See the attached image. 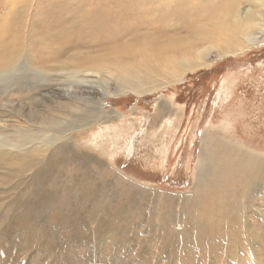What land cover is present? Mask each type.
Segmentation results:
<instances>
[{"label":"rangeland","instance_id":"rangeland-1","mask_svg":"<svg viewBox=\"0 0 264 264\" xmlns=\"http://www.w3.org/2000/svg\"><path fill=\"white\" fill-rule=\"evenodd\" d=\"M9 3L18 16L0 48V264H249L240 246L251 240L264 264L260 187L239 202L258 236L228 212L211 223L218 214L192 198L205 138L264 160V30L245 24L264 20L263 2L0 0V19ZM241 36L259 43L234 48ZM50 116L56 127L43 130Z\"/></svg>","mask_w":264,"mask_h":264},{"label":"bare ground","instance_id":"bare-ground-1","mask_svg":"<svg viewBox=\"0 0 264 264\" xmlns=\"http://www.w3.org/2000/svg\"><path fill=\"white\" fill-rule=\"evenodd\" d=\"M11 1H13V0H11ZM258 1L263 2V3H261L260 6L264 9V0H258ZM18 3H19V0H18ZM71 3H73V2H71ZM76 3H74V4H76ZM11 6H12L11 3L6 5L7 11H5L3 14L1 13L2 16L0 19V48H2V49L5 48V45H6V42L3 38V35L5 33L4 29H6V28L11 29L10 27L12 25V21L9 19H11V18L17 19V16H18V13L14 12V10L16 9L15 7H17V6H15V7H11ZM58 6L60 7L61 13L66 15L67 11L69 9L68 10L64 9V6H65L64 3L58 4ZM67 6H65V7H67ZM70 7H71V5H70ZM75 11H76V9H75ZM20 12H21V10H20ZM73 15H74V17H73ZM73 15H72V18H73L74 24L70 30H72V32H74L77 36H79L80 31H78L76 29L77 25L75 23V21L78 20L79 18L76 19L75 18L76 14H73ZM255 16L256 17L252 21L246 22L245 24L253 25L254 27H259L261 30H264V20L262 21L261 16H257V14ZM63 19H67V18H63ZM9 21H10V24H8ZM71 22H69V23H71ZM85 22L86 21L83 18H81L79 20V23H81V24L85 25ZM79 23H78V25L80 26ZM63 26H64V24H63ZM95 27H96V24H95ZM62 29H63V27H62ZM49 30H51V29H49ZM67 30H68V28H67ZM93 30H95V29H93ZM67 33H69V32H67ZM96 33H97V29H96ZM213 35L216 36V38H218L219 40L221 39V34L218 31H215V33ZM87 36H89V35H87ZM91 38H92V36H91ZM71 39H73V38L71 37ZM77 40H78V38H77ZM212 41H214V40H212ZM216 42H217V40H216ZM256 43H259V42L255 37L246 38V37L241 36V39L238 42L234 43V45H235L234 48L240 46L241 44H244L243 46H241V50H243V47H244V49L245 48H251V47L256 46ZM74 44H77V43H74ZM172 47H173L172 45L167 46L166 48H163L161 51L167 55L169 52H167L166 50L170 49ZM229 47L231 48V46H228V45H225V47L218 45L217 49L219 48V50H222V51L225 50L226 51ZM208 49L210 50V52L212 50H214L213 46H211V45H208ZM188 50L190 51L189 48H188ZM207 53H208V51L196 53L195 58L198 61L199 66L206 65V63L204 62V59L207 56ZM166 61L170 65H176L180 69H189L188 68L189 65H187L186 63L180 62L173 57H167ZM166 61L163 60V61H158V62L163 64ZM63 65H65V63ZM178 65L181 67H179ZM2 66H4V65L2 64ZM73 70L75 72L76 71H83L84 65H82L81 63H77L73 67ZM90 89H92V88H90ZM137 92H138V94L140 93L139 91H137ZM61 108H62V106H61ZM65 109H66V107H65ZM61 111H63V110L61 109ZM55 112L60 113V111H55ZM103 113L106 114L107 112L104 111ZM115 116H116V118L120 117L119 114H116ZM99 117H101V116L99 115ZM43 118H44V116H43ZM53 118H52V116H50L49 118H47V119H50L49 121L43 120L42 121L43 124L41 122L42 119H40L39 125L41 126V128L43 130H46L45 128H55L56 127L55 124L51 123ZM55 122H57V121H55ZM42 125L44 127H42ZM36 127L40 128L39 126H36ZM52 139H55V136H52ZM59 141H60V139L57 138L56 142H59ZM213 141H214V144L212 145L210 138H208V137L205 138L204 139V147L200 152L199 161H198V168H197L198 173H196V178H195V182H194V191L195 190L196 191H195V193H193V196H192L193 199H197V202H199L197 205H195V207L200 206L199 204H202L204 206L209 207V209L211 211L214 210L213 212L218 214V217L212 218L213 222H211V223H213V224L219 223V224H216L218 226L222 225V223L220 224V221H219L221 218H223V216L220 214V212L221 213L222 212H224V213L228 212L232 216H234V215L239 216L240 219H237L235 221L236 224L239 223V225L237 224V228H242L245 226V228L247 230H249V228L251 229L252 224H251V222L248 224L244 218L245 208H247V205L245 207L243 205L242 207H244V208H240L239 202L242 200L244 190L248 189L249 190L248 192L251 193L252 189L260 187L261 191L259 193L261 195L262 202L264 203V189L262 188V187H264V177H263L264 176V160H261L259 158V156L256 157L255 155H252V154L247 155L248 153L242 151L241 148L232 146L229 143H226L224 141H220L219 139H213ZM215 141L218 142L219 145H216L217 143H215ZM4 146H5V144L0 146V149H1L0 150V159H4V157L6 156L3 153V147ZM10 148L12 150L18 149L17 147H14V146H11ZM59 148H62V147H59ZM38 149L42 150L43 152L44 151L48 152V151H50L51 147L49 145L44 144L42 147H39ZM12 153L13 152H11V150H10V154H12ZM261 176L263 177L262 178L263 180L261 179ZM260 181H263L262 185H259ZM255 191H257V190H255ZM245 196H247V195L245 194ZM251 210L253 212H255V209L252 207H251ZM216 220H218V221H216ZM209 224H210V222H209ZM215 228H214V230H215ZM218 230H220V229H217V231ZM243 231H245V230H243ZM233 233H235V232H233ZM252 233L254 234V236H258V234H256V231L252 230ZM230 239H232V241L235 243H238V241L240 243L242 242L241 238H239V236H236V237L232 236V237H230ZM246 240H249V239H246ZM251 241L249 242L248 246H246V247L240 246V248L249 250L247 252L248 253L247 262L249 264H261L260 260L258 259V256L256 254H254L256 251L254 249V247L259 246V242H257V240H255V242H251Z\"/></svg>","mask_w":264,"mask_h":264}]
</instances>
